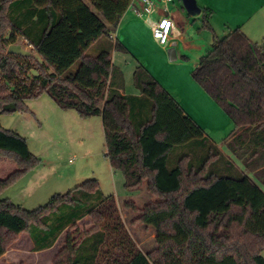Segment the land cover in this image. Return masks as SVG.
Listing matches in <instances>:
<instances>
[{
	"label": "trees",
	"instance_id": "trees-1",
	"mask_svg": "<svg viewBox=\"0 0 264 264\" xmlns=\"http://www.w3.org/2000/svg\"><path fill=\"white\" fill-rule=\"evenodd\" d=\"M133 3L0 0V114L30 112L26 100L46 91L63 110L101 116L106 155L124 175L125 188L135 191L146 182L156 197L143 206L128 199L124 206L137 214L132 223L156 229L157 246L145 254L136 245L116 197L105 195L94 178L35 209L0 198V257L23 233L40 251L66 230L52 264H264L262 187L143 64L133 72L139 94L125 92L113 52L128 50L112 33ZM201 14V28L213 37L192 77L233 122L228 148L248 168L256 163L264 184V39H251L241 27L219 36L210 21L213 10L202 7ZM19 37L33 54L8 53ZM96 44L98 53L88 54ZM0 157L17 164L0 178V192L40 162L26 137L1 124ZM87 216L93 225L81 231L78 222Z\"/></svg>",
	"mask_w": 264,
	"mask_h": 264
},
{
	"label": "rangeland",
	"instance_id": "rangeland-1",
	"mask_svg": "<svg viewBox=\"0 0 264 264\" xmlns=\"http://www.w3.org/2000/svg\"><path fill=\"white\" fill-rule=\"evenodd\" d=\"M86 1L88 2V0ZM176 1L181 3V10L191 19L190 31L186 29V34H191V31L196 34L201 28L199 27L201 26L200 18L189 14L182 0ZM90 5L96 11L95 6L92 3ZM178 30L179 33L183 31L181 28ZM16 44H21L25 49L31 51L33 49L24 37H19ZM97 45L90 48L87 53L97 54ZM144 51L151 52L148 53L149 60L152 62L153 68L162 71L159 72L161 76L165 78L170 76L169 74L175 73L171 69L170 71L165 70V59L163 60L159 51L149 48L148 51L145 49ZM115 54L114 62L125 72V90L127 93H138V88L133 80V72L137 63L134 54L116 51ZM31 63L33 65L34 62ZM79 65L80 61L72 67L71 71L74 72ZM32 72L38 73L36 70ZM26 103L30 112L0 114V124L4 128L15 130L26 137L31 151L40 158V162L4 188L0 192V198H9L24 208L35 209L47 204L55 193H65L87 180L97 178L105 195L114 194L116 196L125 226L136 245L145 254L154 249L157 246L156 229L145 224L132 223L137 214L133 210L127 209L124 206V201L134 198L138 205L143 206L156 197L148 192L146 182L135 191H128L125 188L124 175L112 168L106 155L107 145L102 117L83 118L75 110H63L46 91L38 97L27 99ZM227 140L228 137L225 141L223 139L214 141L219 147L222 146L225 151H228ZM233 161L236 163L235 160ZM175 162L176 155L172 156L170 166H174ZM15 168H17V164L13 159L0 157V178L8 176ZM262 189L264 190L263 186ZM78 223L81 231L89 229L93 225L88 216ZM21 235L0 257V264H52L53 258L58 253L55 254L56 250L61 248L65 240L66 230L54 247L40 251L34 250L33 240L28 233ZM262 254L264 256V251Z\"/></svg>",
	"mask_w": 264,
	"mask_h": 264
},
{
	"label": "crops",
	"instance_id": "crops-1",
	"mask_svg": "<svg viewBox=\"0 0 264 264\" xmlns=\"http://www.w3.org/2000/svg\"><path fill=\"white\" fill-rule=\"evenodd\" d=\"M197 2L201 9L202 7H208L213 10L210 21L213 30L219 36L224 35L229 28L241 27L251 39L255 41L264 39V0H197ZM140 4V0H134L133 5L123 16L119 27L112 33L113 37L119 39L124 44L128 50L127 54H134V58L137 61L135 68L139 63L143 64L169 93L179 100L186 112L206 130L211 138L215 141H221L222 139L225 141L235 131L233 122L191 76L200 57L206 53L212 42L213 31L199 28L196 34L192 31L191 34H186V29L190 31L189 24L191 19L181 10V3L173 0L167 3V10L165 11L164 2L158 0L157 10L152 15V18L157 20L165 12H169L177 22L175 30L178 28L183 30H181L182 32L178 36L174 30L170 44L163 46L153 37L150 26L137 16L135 8H139ZM198 17L201 20V26L199 27H202V14L200 13ZM148 48L159 51L163 60L165 59V70L170 71L171 69L175 73H171L169 74L170 76H166L165 78L161 76L159 72L162 71L153 68L152 62L149 60L148 53L151 52L144 51V49L148 51ZM114 55H116L115 51L113 59ZM181 80L183 81L180 82ZM125 92L127 93V90ZM133 94H139V92ZM220 148L226 155L236 161L237 166L244 173L248 174L261 187H264V184L256 176L257 170H254L256 163H253V168H248L245 165V160L239 159L228 146V151H225L222 146ZM242 150V154L245 157L247 153L244 152L245 149ZM244 157L243 159H245ZM130 199L137 202L134 198ZM59 250L60 248L56 250L55 254Z\"/></svg>",
	"mask_w": 264,
	"mask_h": 264
},
{
	"label": "built area",
	"instance_id": "built-area-1",
	"mask_svg": "<svg viewBox=\"0 0 264 264\" xmlns=\"http://www.w3.org/2000/svg\"><path fill=\"white\" fill-rule=\"evenodd\" d=\"M161 1L164 2V9L166 11L167 3L173 0ZM140 2V7L135 8L137 16L150 26L152 35L159 44L163 46L170 44L173 32L177 28V22L174 17L169 12H165L161 18L155 20L152 18V15L157 10L158 0H140Z\"/></svg>",
	"mask_w": 264,
	"mask_h": 264
},
{
	"label": "water",
	"instance_id": "water-1",
	"mask_svg": "<svg viewBox=\"0 0 264 264\" xmlns=\"http://www.w3.org/2000/svg\"><path fill=\"white\" fill-rule=\"evenodd\" d=\"M184 7L187 9L189 14L198 16L202 9L199 6L197 0H182ZM9 54L18 55H31L33 54L31 50L25 49L21 44H12L8 48Z\"/></svg>",
	"mask_w": 264,
	"mask_h": 264
},
{
	"label": "clouds",
	"instance_id": "clouds-1",
	"mask_svg": "<svg viewBox=\"0 0 264 264\" xmlns=\"http://www.w3.org/2000/svg\"><path fill=\"white\" fill-rule=\"evenodd\" d=\"M175 34L178 36L179 35V30H175Z\"/></svg>",
	"mask_w": 264,
	"mask_h": 264
}]
</instances>
